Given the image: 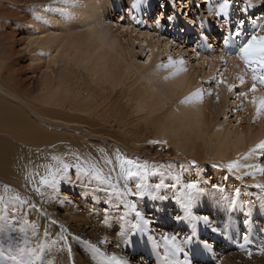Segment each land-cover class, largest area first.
<instances>
[{
    "label": "bare ground",
    "instance_id": "bare-ground-1",
    "mask_svg": "<svg viewBox=\"0 0 264 264\" xmlns=\"http://www.w3.org/2000/svg\"><path fill=\"white\" fill-rule=\"evenodd\" d=\"M12 1L16 2L17 0ZM30 1L38 2L41 6V4L45 5L47 0ZM55 1L56 3L53 2L52 4H48L49 7L47 10H36L35 16H41L42 19L37 20L34 16L32 20L38 25L41 23H51L50 28L55 25V20L57 22L56 25L62 24V26H64L63 31L66 36L60 35L52 37L51 40L54 41L52 47L48 45L46 39H42L41 37H38L39 40H30V45H36L44 49V57L47 59V63L55 64L58 60H61L65 63L89 66L87 70L93 72V76H91L93 82L95 85L100 86V88L102 84H107L111 90L122 85L124 86L131 69L134 68L136 71L142 69V76L137 77L133 82L134 84L138 80H141L139 86L132 92V97L127 96L129 101L132 102L130 104V110L140 109L142 112L145 111L147 115L141 117L146 122L145 130L149 131V129H153L155 138H158V140H166L165 142L162 141L159 143L163 151L170 152V146H174L175 152L177 151V154H179L176 155V153H174V156L180 159L174 160L173 163H166L163 161H156V159L144 158L142 157V153L145 151L143 150L144 147H135L134 149L126 148L125 146L117 147L116 145H111L107 141V143H105L98 140L99 138L97 136H93L95 133H93L92 130H85V134L88 137L83 138L84 142L81 141L76 145L74 144L76 152L78 153L83 147L90 148V151L94 148L96 151L93 152V155H89L86 160L85 155L81 158L82 161L86 163L102 161L103 157H101L100 153L101 149H103L109 157H114V153L119 150V152L127 158L136 159L140 162H147L149 165H155L157 167L153 169V175L150 176L147 181L149 190L153 195L146 196V198L143 199L134 196H124L121 198L120 193L124 191L123 180L117 181L114 178L113 183L116 184V188L113 189L99 181L96 182V180L88 174L81 173L78 176L73 170V176L68 174V178L73 182L72 184L64 180L60 182L55 191L48 185L40 188V191L44 193L45 197L44 210L42 209V213L33 212L32 210V213H30L28 217V225H25L26 223L22 224L23 222L21 223L19 220H15L16 225L14 227L5 229L0 226V264H15V261L12 259L14 256L19 257L22 264H26L28 261H32L33 264H120L121 261H129L130 264H187L183 254L176 251L170 240L166 241L163 238L164 236L170 238L172 235L177 236L176 243L189 253L188 259L197 260V262H192V264H202L198 262L200 259H208V262L205 264H252L253 261L261 259L259 248L264 245V208L260 206L259 197H261L263 193H260L261 195L256 194L257 192L254 193L251 188L246 186L243 187L239 185V183H237L233 189L231 187V189L226 188L225 191H222V182H226V180L218 170H214L218 183L216 186L218 188L216 192H211L208 189L209 186L207 187L205 178L203 179L201 176L200 180L193 182L197 184V191L200 193L199 206L194 209L193 215L208 214L212 221L210 226H205L202 222L193 225L188 220L179 222L177 216L183 214V209L176 198L188 191L184 188V185L188 183L185 168H180L179 166L185 165L188 161H186V159H188L189 156L192 157L191 161L197 159L198 162L205 158L232 160V162L236 161L242 166V170L237 171L238 173L246 170L243 168V165L256 163L257 160L255 159V155H248L245 159H241L242 156H240V152L263 141L264 118L257 119L258 123L254 130H252L251 126L248 124L246 127L234 126L233 130L231 128H225L222 131L219 126H216L215 119H211L209 109L201 103V100L199 102L193 100L184 103V101H188V98L197 92L196 87L198 84L195 83V75L197 73L189 72L183 64L182 67L186 70L179 74H175L176 69L169 67V61L166 64H159L155 63L158 60H152L156 53L159 56L163 54L159 52L158 47V37L162 35L160 32L162 24L159 25L158 28H156V24L155 26L149 24L148 26H143L141 29H135L136 26L133 25L134 20L131 18L123 19V16L119 21V23L121 22L120 24H118V20L116 21L115 19L114 21L111 20L112 22H116L115 24H110V22L106 23L105 20L109 19V17L104 13L110 11L114 12L117 9L121 10L125 2L131 3V6L133 5L132 8L141 15V13L145 11H143V9V12L139 11L141 7H136L137 4H139V6H145L146 8H152L153 6L146 5V0H142V3L141 0H76L74 5L71 0H69L68 3H66L65 0ZM171 1L172 0H170V2ZM189 1L190 0H180V11L184 6L190 8L193 4L191 2L193 1L199 2V0ZM205 2L208 3V0H200V4H204ZM208 4H213L214 6L213 1H210ZM1 5L3 4L1 3ZM239 5L243 7L237 6L233 9L236 13L234 15L232 14L234 19L231 24H236L239 16L242 17L245 14V16L248 17L250 13L259 15V10H261V3L259 0H244L243 3ZM162 6L166 7L164 3H162ZM217 7L218 6H214L213 9ZM65 9H69L71 15L64 14L63 11ZM197 9H199V7H197ZM165 11H167V9L162 8L157 13V16H159L161 20L164 17ZM52 14H54L55 19L50 17ZM258 17H260V15ZM211 18H213V20L218 19L215 16H210L208 9L207 22H200L199 25V29L202 30V32L207 31V25H212V28L218 32L219 25L217 27L213 26ZM253 18L254 16H252V19ZM62 19L64 21H61ZM190 19L192 20L191 17H188V20ZM175 25L176 21L171 20L173 32ZM182 28L184 30L182 32L178 30L179 32L177 33L182 35L184 32L190 30V28L185 25H183ZM195 31V34L198 35L197 29ZM211 36L213 37L214 35L211 34ZM140 37H142L141 40ZM4 38L6 37L0 35V39ZM190 38L193 39V36L191 35ZM214 40H212V42ZM136 41L138 43H145V47L142 48V50H146V54H148L146 61L142 63L141 66H134L131 61V49ZM169 41L167 39L164 41V46L166 47L164 52H167L168 47H171L170 45L173 43L172 40L171 42ZM141 47L142 46H140V48ZM54 48L56 49L55 56L46 52L48 49L51 50ZM176 48L177 46L174 47V49ZM196 49H199L200 52L198 53L197 50L196 52L199 55L197 57L193 56L197 60V62L195 61L196 65L202 67L206 66L208 67V72L212 73L217 67L218 62L216 58L222 56L215 57L211 53L209 55H212V57L209 58V55L205 54V52L200 49V46H196ZM208 50L209 46L207 45L206 51ZM40 51L41 49L38 50V55H40ZM178 53H181V51L177 50V54ZM128 55L129 60L127 59ZM3 57L5 58L6 55ZM181 57L182 55H178V57L170 59H174L173 63H178L181 61ZM234 64L236 65V63ZM241 66V62L240 64L237 63L236 67L238 70L237 72L235 71L236 73H232L235 79L238 75L243 73V70L241 71ZM233 69L229 67L230 71ZM227 70L228 69L224 70L225 75ZM8 77V79L11 78L10 73ZM6 78L4 74L0 76L1 91H5L1 86V80H6ZM41 84L43 95L40 99L45 107H42L41 115H36L31 112L32 117L34 115L37 119H33L34 121L31 120V122H38V118L40 117L41 120H43V126L47 129L55 130L66 127L64 130H68L73 127L75 129L76 126L74 125H76V123L75 121L70 122L71 120H65L64 117L70 116V118L77 119V115L80 113L87 114L89 118L97 115V112L90 110L92 104L90 99H92L93 93L88 90L89 86L83 89H80L79 86L72 88L67 81L55 80L51 75H45ZM228 84H230V82L226 81L225 85ZM240 86H242L240 92L249 91L250 89L248 85ZM225 87L226 86H222L223 89H225ZM220 88L221 87L218 89ZM82 91L86 96L81 98L80 95ZM258 94L261 93L258 91ZM251 98L250 94L249 97L245 99L246 105L249 106L248 111L250 120L255 118V108L248 102ZM64 101L69 102L68 107L70 111L79 114H65V111L62 109H57L58 107L62 108V103H64ZM1 102L0 100V105ZM163 109L164 111L158 116L156 115L154 118L149 117L151 114ZM146 116L149 122L145 120ZM30 119L27 120L23 114H19L14 108L0 110V144L9 149V151L3 150L2 152L1 150L3 147L0 146V161L3 163V165H1L2 167L8 162L7 160L12 159L15 160L14 168L18 169L16 168L19 165L17 162L24 156L19 154L16 148L21 149V146L40 145L41 143L39 142L42 139L48 140L43 136L45 131L43 130V134L40 132L42 129L39 131V129L31 127L27 131H23L30 122ZM78 119H83V116L80 115ZM89 121L91 122V120ZM213 121L214 123H212ZM73 123H75L73 126H69V124ZM211 124H213L214 127L209 129ZM87 125L88 124H86V126ZM71 131H73V129ZM64 140H66L64 143L56 142L57 146L53 148V156L55 155L67 162H72L78 154L75 152L71 153L70 147L72 142H75L77 138L75 140L72 136ZM89 142H91L92 145H88ZM201 142L203 144H201ZM65 143L67 144L64 146ZM112 144H115V142H112ZM60 145L63 148H59ZM157 145L158 144H154V146ZM77 146H80V148ZM202 146H204L203 152L200 151ZM148 148L149 149L146 151H151L153 147L149 146ZM156 148L158 149V147ZM49 149L48 147L46 150ZM140 149L142 153L139 152ZM23 150L25 149L23 148ZM83 151L85 150L83 149ZM180 154H184L186 157L181 158ZM80 155H82V152ZM25 158L29 159L27 156ZM47 161L48 163L45 162L44 165H50L53 170L57 167L55 161L51 159ZM23 165L24 168H28L27 163L24 161ZM169 165L172 166L171 170L168 168ZM205 165L211 167L215 166V164L208 161L205 162ZM42 169V174H47L46 168L42 167ZM162 173L165 187L156 189L154 185L159 182ZM177 176L179 177L178 183L176 182ZM11 177L13 178V176ZM222 179L224 181L221 182ZM254 179L255 178H251V180ZM134 181L138 183L139 178H134ZM171 183H176V187H167V185ZM0 186L2 187V185ZM129 187L134 188V182L129 181ZM236 188H241L242 192L247 191L248 198L253 200V206L251 209H248V211L242 208L241 199L237 200ZM62 190L69 191V194H62L60 192ZM160 197L164 199L161 200ZM232 200L236 201L234 206L230 204ZM244 201H247V198L244 199L243 202ZM131 203H135L137 205V211H140L145 219L150 221L148 225L145 226L139 221V218L136 217V213L128 206ZM12 204L13 201L9 203L3 201L0 203V208L4 206L11 208ZM29 205L32 206V204ZM17 212L19 211L16 210V213ZM245 215H247L248 219L247 225L243 223ZM8 216L12 220L15 219L11 217V214H8ZM121 217H123V219H121ZM138 223L140 227L144 228L143 232H141L139 228H132V225ZM228 225H231V227L229 228ZM211 226H218L220 229L219 232L217 234H212L209 230ZM189 230L195 231L197 233V238L193 243L186 244L185 241L187 240ZM245 231L248 234L247 241L241 239ZM200 237H205L209 240L207 249L199 246ZM241 245H243V247H241ZM219 247L224 250H215ZM229 249L236 254L233 255L232 252L229 253ZM218 251L219 253H217ZM249 251L252 253L251 256H249ZM235 255H239L240 258L235 259ZM113 256H115V259H112Z\"/></svg>",
    "mask_w": 264,
    "mask_h": 264
},
{
    "label": "rangeland",
    "instance_id": "rangeland-1",
    "mask_svg": "<svg viewBox=\"0 0 264 264\" xmlns=\"http://www.w3.org/2000/svg\"><path fill=\"white\" fill-rule=\"evenodd\" d=\"M210 1L211 2L213 1L214 6H219V3L222 2V0H208V3ZM243 1L244 0H238V3L242 4ZM53 2L56 3L55 0L54 1L47 0L45 5L41 4L40 6V3L38 2L36 3L30 0H17L16 2L12 0H0V35L6 37L4 39H0V76L4 74V76L7 77L6 80H1L2 81L1 86L4 88L5 91L0 90V100L2 101L0 105V110L1 109L7 110V109L14 108V110L17 111L19 114H23V116L26 117L27 120L31 118L29 120L30 122L28 123L27 127L24 128L23 131H27L31 127H35L36 129H39V131L42 129L40 132H42L43 134L45 131L43 136H45L46 139H48V140L42 139L39 142L41 143L40 145L23 147L25 149L23 151H21V149L19 148H16L19 154L24 156L23 158H21L22 160L19 159L17 162L19 163L18 167H16L18 169L14 168L15 160H12V159L7 160L8 162H6L5 166L3 167L1 166L3 165V163L0 161V185H2V187L0 186V195H2L0 197H3L4 198L3 201L8 202V203L13 201L11 208H7L6 206H4L3 208H0V216L11 214L12 215L11 217L15 218L14 220H19L21 221V223L23 222L22 224H25V222L28 221V217L30 213H32V210L33 212L35 211L39 213H42L44 210L43 208L44 203H45L44 193L41 191H37V188L40 189L45 186L39 183L40 177L44 175V173L42 174V170H43L42 165H44L45 162L48 163L47 160H50L51 157L53 156V152H54L53 148L57 146L56 142L64 143L66 141L64 139L68 137L71 138L72 136L75 140L77 138L75 142H72L71 147H70L71 153L73 152L77 153L76 148L74 146L78 142H81V141L84 142L83 138L88 137L85 134L86 132L85 130H88V131L92 130L93 133H95L93 134V136H97L99 138L98 140H101L105 143L108 142L111 145H114V146L116 145L117 147L125 146L126 148H131V149H134L135 147H139V148L144 147L143 150L145 151L143 153L141 149L139 150V152L142 153V157L144 158H151L152 160L156 159V161H163L166 163H171V162L173 163L174 160L180 159L177 156H174V153H176V155H179L177 154L178 153L177 151L175 152L174 146H170V152H166L165 150L163 151L162 147H160L161 144L159 143L164 141V139L158 140V138H155L153 134L154 133L153 129L152 130L149 129V131L145 130L146 122L141 118L142 116L147 115L145 111L142 112L140 109L130 110V104L132 102L129 101V98H127V96L132 97L133 96L132 92L134 91V89L136 90L137 87L139 86V83L141 82V80H138L134 84L133 82L136 80L137 77L142 76V69H140L139 71H136L134 68L131 69L130 74L127 77V80L124 83L125 84L124 86L122 85L120 87H117L111 90L107 84H102V87L100 88V86L95 85V83L93 82V79L91 77L93 76V72L87 70L89 66L76 65L73 63H65L61 60H58V62L55 64L47 63V59L44 57V53H45L44 49L41 47L39 48L36 45H30L31 44L30 40H39L38 37H41L42 39H46V41L48 42V45L52 47L54 43V41L51 40L52 37L60 36V35L66 36L63 31L64 26H62V24L56 25L57 22L55 20H54L55 25H53L51 28H50L51 23L50 24L41 23L40 25H38L35 23V21L32 20L33 17L36 15L35 14L36 10H40V11L47 10L49 7L48 4H52ZM145 2H147L146 5H151V6L153 5V6L152 8L151 7L146 8L145 6H139L141 7L139 11H142V9L143 11H145L144 13H141V15H139V12H136V10L132 8L133 5L131 6V3H128V2L123 3L124 5H122L121 10L117 9L114 12H111V11L107 13L105 12L104 14L107 17H109V19L105 20L106 23L110 22V24L111 23L115 24L116 22L111 21V20L114 21L115 19L116 21L118 20V24H120L121 22L119 23V21L123 16V19L131 18L134 20L133 25L136 26L135 29H141L143 26H148L149 24L150 25L153 24L152 26H155V23L153 20L154 18L157 17V13L162 8L163 9L166 8L167 11H165V14H164V17L162 18V23H161L162 25H161L160 32L162 35L158 37L159 52L163 54L159 56L156 53L152 60H158L155 63L166 64L168 63V61L174 62L173 61L174 59H170V58H174V57H178V55H182L180 60L183 61V64L186 66L189 72L197 73L195 75V83L198 84V86L196 87V90L203 91L204 94L202 96L201 103H203L205 107L209 109V112L211 113L210 117L211 119H215L216 126H219L223 131L225 128H231L233 130L234 126L246 127L249 124L251 126V129L254 130V128L257 126L258 120L256 118L250 120V115L248 111L249 106L246 105L245 99H236V94L240 93L242 86H240L241 84L239 83L237 79H235L232 73H234L235 71L237 72L238 68L236 66H237V63L240 64V62L242 65L241 71L243 70L242 72L244 73L245 69H244L243 62L235 58L234 55L231 56V55L225 54L226 52H229V51L230 52L238 51V46H239L238 42L240 38L233 37V39L229 41L228 46H225L223 44V38L225 36L231 35L229 20L231 23L233 22V19H234L233 15L236 13L235 10L233 11V9H235L237 6L235 7L233 6L230 9V17L228 19L221 18V19L213 20V18H211L212 19L211 21H213V26L217 27L219 25L218 32H216V30L212 28V25H209V26L207 25V31L202 32V30L199 29L200 22H207L208 9L210 8L213 9L214 7L213 4L209 5L206 2L204 4L203 3L200 4V0L199 2L193 1L191 2L193 4L190 8H187L184 6L185 9L183 7L180 11V8H181L179 7L180 0H176V3L174 6L172 4V1L170 2V0H146ZM1 3L3 5H1ZM162 3H164L166 7L162 6ZM197 5H199V9H197ZM259 12H260L259 13L260 17H258L259 15H254L251 13L248 15V17L245 16V14L244 16H242V17H245L247 20V23L245 24V31L242 34L243 36L247 37L251 35V32L253 30L252 16H254V18L257 21L264 22V19H262L264 18V4H261V10H259ZM172 13L174 14L173 20L176 21L174 32L172 31V28H171V21L168 20V17L172 15ZM50 17L52 19H55L54 14H52ZM188 17L192 18L193 20L192 23H189ZM61 21H64V20L62 19ZM136 21H140V23L138 24ZM217 21H220V22H217ZM238 21L239 19L237 20L236 24L239 23ZM183 25L188 26L190 30L187 32H184V34L181 35L177 32H179L178 30H180L181 32L184 30L182 28ZM232 25H235V24H232ZM156 28H158V26ZM194 29L195 30L197 29L198 35L195 34L196 31ZM211 34L214 36L212 37ZM258 34H264V33H258ZM191 35L193 36V39L190 38ZM141 39L142 37H140V40ZM165 39H167L168 41L170 40L169 42H171V40L173 41V43H171L172 45H170L171 47H168L167 52H164L166 49V47L164 46ZM212 40L214 41L212 42ZM142 43L144 44V46ZM207 45L209 46L208 51H206ZM140 46L142 47L140 48ZM176 46L177 48L174 49V47ZM196 46H200V49L203 50L205 54L207 55L212 53L213 56L215 57L220 56V55L223 57L224 60L221 59V57H217L219 59L216 58V61L218 62L217 67L212 73L210 72L211 74L208 72V67L206 66L202 67L200 65L198 66L196 65L197 60L194 57L195 56L197 57L199 55L198 53H200L199 49H196ZM144 47H145L144 42L138 43L137 41L132 46L131 61L134 66H141L142 63L146 61V57L148 54H146V50H142V48ZM39 49H41V51L39 52L40 55L37 54ZM177 50L181 51V53L177 54ZM55 51L56 49L54 48L51 50L48 49L46 52L50 53L52 56H55ZM4 55H6L5 58L3 57ZM229 56H230V59H229ZM208 57L210 58L212 57V55H209ZM127 59L129 60V55L127 56ZM234 63H236V65ZM229 67H231L232 69L234 68V69L230 71ZM225 69H228L226 75L224 71ZM9 73L11 74L10 79H8ZM223 74H224V77H223ZM244 74H245L244 76L245 83L243 84V86L248 85V87L251 88V85L253 82L251 73L248 72ZM45 75H51L52 77L55 78V80L67 81L70 87L72 88L79 86L80 89L81 88L83 89L84 87L89 86L88 90H90V92L93 93L92 95L93 97L92 99H90V101L92 102L90 110H92L93 112H97V115L89 118L87 114L86 116L84 113H82L83 114L82 115L81 113L79 114L76 112H72L69 110V107H68L69 102H66L67 101L66 100L64 101V103H62L63 104L62 108L58 107L57 109H62L63 111H65V114L67 113H69L70 115L79 114L77 115L78 116L77 119L70 118V116L64 117L65 120H71L70 122L75 121L76 125H74L75 123L69 124V126H73V125L76 126L75 129L74 127L72 128L73 131H71L72 129L64 130V128L66 127H62V129L59 128L55 130L47 129L43 126L42 124L43 120H41L40 117H39L40 119L38 118V122L36 123L31 122V120L34 121L33 119H36L34 115L32 117L31 112L35 113L36 115H39V114L41 115L42 114L41 109L42 107H45L41 103V99H40L42 98V95H43V91H41V87H42L41 82L44 79ZM221 78L225 82L228 81L230 82V84L235 85L233 92L230 93L227 87L223 89L222 86L223 87L226 86L225 84L220 85L219 86L221 87L220 89L216 87V81ZM209 91H211L213 95H208L207 93ZM226 91H227V95H226ZM258 91L261 94H264V89H260L258 87ZM80 96L82 98L86 95L82 91ZM98 106H101V107H98ZM163 111L164 109L160 110L159 112H155L151 114L149 117L154 118L156 117V115L158 116ZM80 115L83 116V119H78ZM89 120H91V122ZM145 120L149 122V119L147 118V116L145 117ZM212 123H214V121ZM86 124L88 125L86 126ZM213 127L214 125L211 124L209 129ZM262 138L264 141V136ZM111 141L115 142V144H112ZM66 144L67 143H65L64 146ZM154 144H158V145L154 146ZM201 144L203 143L201 142ZM88 145H92V143L89 142ZM0 146L3 147L1 150L2 152L3 150L9 151L7 147L1 144ZM149 146L153 147L154 149L151 148L152 149L151 151H146L147 149H149L148 148ZM48 147L50 149L46 150ZM77 147L80 148V146H77ZM156 147H158V149ZM59 148H63V147L60 145ZM254 148H256V145L245 149L243 152H240L241 153L240 156H242V154L249 153L250 150ZM83 149L85 151H83ZM81 150L80 151L82 152V155H80L81 153L80 151H78L77 153L78 156H82L81 158H83L85 155H86L85 158H87L89 157V155H93V152L96 151L93 148L92 149L93 151L91 150L92 151L91 152L90 148L88 147H85V148L83 147ZM203 150H204V146H202L200 151L203 152ZM86 153L88 154V156ZM180 155H181L180 156L181 158L186 157V155L184 154H180ZM26 156L29 159L25 158ZM191 159L192 157L189 156L188 159H186V161L187 160L188 161L185 164V166H187L185 167V173L187 175L188 183L196 182L197 180H200L202 176V178L203 179L205 178L207 182V187L209 186L208 187L209 191L216 192L218 188L216 184L218 183L216 181V177H215L216 175L214 174V170H218L221 173V175L225 177V180H226V182H222L224 181L223 179L221 180L222 191H225L226 188L231 189V187L233 189V187H235V185L239 183V185H242L243 187L246 186V187L251 188L254 193L257 192L256 194L263 193L262 195L261 194L260 195L264 196V192H261L259 189L254 187V185L258 182L264 183V176H261L259 175V173H257L255 176V179L251 180L252 177L247 176L245 174L246 172L253 171L252 169H246L245 171L240 172V173H238L237 171L228 172L226 170V167L224 166H226L228 163H231L232 160H224V159L214 160L210 158H205L202 161L199 160L198 162L197 159H194L192 161ZM255 159L257 160L256 163L264 164V156L261 155L259 150L255 154ZM23 161L27 163L28 168H24ZM200 161L202 162V164ZM207 161L212 164H215V166H212V167L206 166L205 162ZM7 163L9 166L7 165ZM193 163L195 164V167L192 166ZM70 171L71 172H69V175L73 176L74 175L73 170H70ZM11 176H13V178ZM60 192L62 194L63 193L69 194V191L67 190H62ZM41 193H43V195ZM17 195H19L22 200L30 201V204L32 205L35 204V207H32L29 204L22 205V203H19V201L15 200L14 196H17ZM236 197H237V200L241 199V204L243 205L242 208L243 209L245 208V210L248 211V208L244 207V202H243V200L246 198L247 200L248 199L251 200L250 198H248V192L247 191L242 192L241 190L240 194H236ZM251 201L253 202V200ZM16 210H18L19 212L16 213ZM25 225H28V223H26ZM217 249L219 251L224 250L220 247L216 248L215 250ZM219 251L217 253H219ZM231 252L233 253V255L236 254L234 251L229 249V253ZM234 258L239 259L240 257L239 255L238 256L235 255ZM191 262H197V260L192 259ZM198 262L205 264L208 262V259L207 260L200 259L198 260ZM252 264H264V255H261V259L253 261Z\"/></svg>",
    "mask_w": 264,
    "mask_h": 264
},
{
    "label": "snow or ice",
    "instance_id": "snow-or-ice-1",
    "mask_svg": "<svg viewBox=\"0 0 264 264\" xmlns=\"http://www.w3.org/2000/svg\"><path fill=\"white\" fill-rule=\"evenodd\" d=\"M66 3L69 2V0H65ZM72 4L74 5L76 3V0H71ZM261 4H264V0H259ZM142 3V0H141ZM176 0H172L173 6L175 5ZM233 6H240L238 3V0H222L221 3H219V6L215 9H209V15L215 16L218 19L224 18L228 19L230 17V9ZM136 7H139V4L136 5ZM199 7V5H197ZM243 7V6H240ZM66 15H71V12L69 9H65L63 11ZM37 20L42 19L40 16L34 17ZM174 19V14L170 15L168 17V20L171 21ZM239 23L232 25L229 20V26L231 30V35L225 36L223 38V44L225 46L229 45V41L233 39V37H238L239 39V46L238 51L235 52H226V55H234L237 59L241 60L244 65L245 73L250 72L252 76V85L249 91H242L238 94H236V99H247L249 95L251 94V100L248 102L255 108V118L260 119L264 118V94H258V87L260 89H264V34H258V33H264V22L257 21L255 18L252 19V25L253 30L251 32L250 36H243L242 34L245 31V24L247 23V20L245 17H239ZM264 19V18H262ZM138 24L140 21H136ZM193 21L190 19L189 23H192ZM154 23L159 26L162 23V20L159 16L154 18ZM223 59V57H221ZM226 62V61H225ZM183 61H179L178 63L169 62L170 68H175L176 73L179 74L180 72L185 71L186 69L182 67ZM236 79L239 81L241 85L245 83L244 79V73H241L236 77ZM225 84V81L221 78L216 81V87L219 88L220 85ZM228 88V91L231 93L234 90L235 85L228 84L226 85ZM203 91H197L193 94V96L188 98V101H184V103H187L189 101H197L199 102L202 99ZM208 95H213L211 91L207 93ZM259 150L262 156H264V141L260 142L256 145V148L251 149L249 153L242 154L241 159H245L248 155H255L256 152ZM21 151H23V146H21ZM101 157H103L102 161H93V162H85L81 160L80 156H76L74 161L67 162L64 159L58 157V156H52L51 160L56 162L57 167L53 170V168L50 165H42V167H45L47 170V174L42 175L40 177L39 183L42 185H48L51 187L53 191L56 190L57 186L60 184L61 181L67 180L69 184H72L73 182L68 178V174L70 170H74L76 174L79 176L81 173L88 174L92 176L96 181L101 182L102 184L108 185L110 188H116V184L113 183V180L119 181L123 180V188L124 191L120 193L121 198L124 196H134L136 198H146V196H152L153 193L149 190V184L147 183L148 178L153 175V169L157 166L155 165H149L147 162H140L136 159L127 158L126 156L122 155L119 150H117L114 153V157H109L107 153L101 149L100 153ZM87 158H85L86 160ZM195 167V164L192 165ZM171 165L168 166L169 170H171ZM180 168H185V165H180ZM226 170L228 172H235L242 170V166L236 162L233 161L231 163H228L226 166ZM244 169H252L251 172H246L245 174L247 176H250L252 178H255L256 174L259 173V175L264 176V164L260 163H253V164H245L243 165ZM134 178H139V182L135 183ZM129 181L134 182V188L129 187ZM177 183L179 182V177L177 176ZM155 188L160 189L162 187H165L164 180H163V173L161 174V177L159 178V182L155 183ZM167 187L174 188L176 187V183L168 184ZM255 188L259 189L261 192H264V183H256L254 185ZM184 188H186L188 191L182 193L181 196H178L176 198L177 202L180 204L181 208L183 209V214L177 216V220L179 222H183L184 220H188L193 225L203 223L205 226H210L212 221L209 215L207 214H198L193 215V211L196 207L199 206V196L200 193L197 191V184L196 183H186L184 185ZM37 191H40L39 188H37ZM236 194H240L241 189L236 188L235 189ZM43 195V193H41ZM161 200H163V197H160ZM4 200L3 197H0V202ZM16 201H19L20 203L24 205L30 204V201L22 200L19 195L15 197ZM260 206L264 208V196L259 197ZM231 205H235L236 201L232 200L230 201ZM133 212L136 213V217L139 218V221L142 222L143 225H148L150 221L148 219H145L144 215L137 211V205L135 203H131L128 205ZM244 206L248 209H251L253 206V202L251 200L244 201ZM32 207H35V205H32ZM123 219V217H121ZM27 223V222H25ZM243 223L245 225L248 224L247 215L244 216ZM16 225V221L9 218V216L6 214L4 216H0V226L4 227L5 229L9 227H14ZM230 228L231 225H228ZM133 229L139 228L141 232L144 231V228L140 227V224H134L132 225ZM210 232L212 234H217L219 232L218 226H211ZM164 240L168 241L170 240L173 246L175 247L176 251L183 254L184 259L187 261V264H192L191 260L188 259L189 253L185 251L183 247H180V245L177 242V236L172 235L170 238L168 236L163 237ZM197 233L193 230H189V234L187 236V240L185 241L186 244H191L194 241H196ZM241 239L247 241L248 240V234L245 231L241 237ZM209 244V240L205 237H200L199 239V246L207 249ZM243 247V245H241ZM259 253L261 255H264V245L260 246ZM251 251H249V256H251ZM12 259L15 261V264H22L19 257H12ZM112 259H115V256L112 257ZM26 264H33L32 261L26 262ZM120 264H130L129 261H121Z\"/></svg>",
    "mask_w": 264,
    "mask_h": 264
}]
</instances>
